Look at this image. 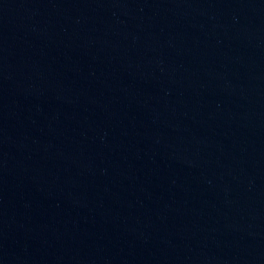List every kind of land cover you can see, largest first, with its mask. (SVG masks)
Listing matches in <instances>:
<instances>
[{
	"label": "water",
	"instance_id": "1",
	"mask_svg": "<svg viewBox=\"0 0 264 264\" xmlns=\"http://www.w3.org/2000/svg\"><path fill=\"white\" fill-rule=\"evenodd\" d=\"M0 264H264V0H0Z\"/></svg>",
	"mask_w": 264,
	"mask_h": 264
}]
</instances>
